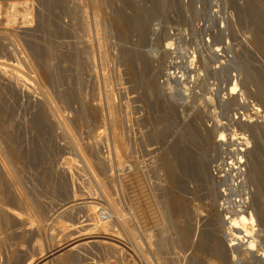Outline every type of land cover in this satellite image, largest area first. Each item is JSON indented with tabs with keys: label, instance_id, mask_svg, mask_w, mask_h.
Segmentation results:
<instances>
[{
	"label": "rangeland",
	"instance_id": "rangeland-1",
	"mask_svg": "<svg viewBox=\"0 0 264 264\" xmlns=\"http://www.w3.org/2000/svg\"><path fill=\"white\" fill-rule=\"evenodd\" d=\"M0 96V264L264 250V0H0Z\"/></svg>",
	"mask_w": 264,
	"mask_h": 264
},
{
	"label": "bare ground",
	"instance_id": "bare-ground-1",
	"mask_svg": "<svg viewBox=\"0 0 264 264\" xmlns=\"http://www.w3.org/2000/svg\"><path fill=\"white\" fill-rule=\"evenodd\" d=\"M5 19V18H4ZM116 23V22H115ZM119 23V22H118ZM117 24V23H116ZM118 27V26H117ZM119 28V27H118ZM49 68V67H48ZM46 71V70H45ZM49 74V73H48ZM174 74V73H173ZM235 88V87H234ZM234 88H232L231 90H230V93L229 94H233V90H234ZM3 92H4V89H3ZM5 95V94H4ZM1 97V96H0ZM98 107H96V109H97ZM0 123H1V121H0ZM1 125V124H0ZM6 125V124H5ZM6 126H8V124L6 125ZM10 126V125H9ZM1 131V130H0ZM8 132V131H7ZM5 133V132H4ZM3 133V134H4ZM9 133V132H8ZM11 137V136H10ZM10 142H12V141H10ZM246 144H248V142L246 141ZM9 145V144H8ZM13 149H14V147H13ZM12 149V150H13ZM174 151H176V150H174ZM178 151V150H177ZM13 152H14V150H13ZM12 152V153H13ZM177 153V152H176ZM183 153V152H182ZM186 153V152H185ZM15 154V153H14ZM175 154V153H174ZM181 154V153H180ZM18 155H20V154H18ZM181 155H184V153L183 154H181ZM188 155V154H187ZM170 156V155H169ZM16 157V156H15ZM119 158V157H118ZM170 158V157H169ZM22 159V158H21ZM175 159H177L178 160V158H175ZM174 159V160H175ZM180 159V158H179ZM187 159H189V158H187ZM191 159V158H190ZM184 160V159H183ZM192 160V159H191ZM121 161V160H120ZM172 161V158H171V160H170V162ZM180 161H182V159L180 160ZM190 161V160H189ZM172 162H175V161H172ZM171 162V163H172ZM185 162H187L186 160H185ZM164 163V162H163ZM182 162H180L179 164H181ZM183 164H184V161H183ZM169 165H172V164H169ZM168 166V165H167ZM166 166V167H167ZM181 166V165H180ZM188 166V165H187ZM190 166H192V164L190 165ZM170 167H172V166H170ZM184 167V166H183ZM189 167V166H188ZM187 167V168H188ZM173 168H174V166H173ZM185 168V167H184ZM183 168V169H184ZM172 169V168H171ZM177 169V168H176ZM179 169H181V168H179ZM189 169V168H188ZM174 170V169H173ZM167 171V170H166ZM170 171V173H169V180H170V183H171V185L173 186V189H174V186L176 187V185H178V184H175L177 181V176H176V172L174 173V172H172L171 170H169ZM184 171V170H183ZM178 174H179V172H177ZM185 173V172H184ZM188 174V173H187ZM184 175V174H183ZM183 177V176H182ZM184 177H186V176H184ZM200 177V176H199ZM221 177V176H220ZM263 177V176H262ZM1 178V177H0ZM178 180H180V179H178ZM2 183H4L3 182V180H2V178H1V180H0ZM168 181V180H167ZM182 181V180H181ZM1 182H0V188L2 187V188H4V186H2V184H1ZM211 183V182H210ZM5 184V183H4ZM175 184V185H174ZM6 185V184H5ZM170 185V186H171ZM182 185V184H181ZM212 185V184H211ZM168 187H169V185H167ZM185 188V187H184ZM2 190V189H1ZM168 190V189H167ZM170 191V190H169ZM2 192V191H1ZM172 192V191H171ZM179 192V191H178ZM184 194V193H183ZM209 194H211V193H209ZM209 194H207V195H209ZM3 195V194H2ZM176 195H177V193H176ZM178 196V195H177ZM176 196V197H177ZM185 196V195H184ZM183 196V197H184ZM2 197V196H1ZM4 197V196H3ZM172 197V196H171ZM175 197V196H174ZM175 197V198H176ZM213 197H215V196H213ZM209 198H211L210 197V195H209ZM178 199V198H177ZM3 200V199H2ZM213 200V199H212ZM172 202V201H171ZM175 202H176V200H175ZM199 202V201H198ZM206 202V201H205ZM179 203H181V202H179ZM215 203V202H214ZM3 204H5V203H3ZM8 205V204H7ZM174 205V204H173ZM172 205V206H173ZM214 205V204H213ZM5 206V205H4ZM4 206H2V207H4ZM202 206V205H201ZM200 206V207H201ZM204 206V205H203ZM1 207V206H0ZM205 207V206H204ZM209 207V206H208ZM213 207V206H212ZM185 209H186V207H184ZM183 208V209H184ZM197 208V207H196ZM7 209V208H6ZM8 209H10V208H8ZM7 209V210H8ZM14 209H16V208H14ZM13 209V210H14ZM143 209V208H142ZM176 209V208H175ZM178 209V208H177ZM182 209V208H181ZM188 209H190V208H188ZM187 209V210H188ZM211 209V208H210ZM180 210V209H179ZM197 210V209H196ZM203 210V209H202ZM17 211V210H16ZM15 211V212H16ZM186 211V210H185ZM189 211V210H188ZM210 211V210H209ZM8 212V211H7ZM6 212V213H7ZM9 212H12L11 210L9 211ZM177 212V211H176ZM187 212V211H186ZM206 212H208V211H206ZM2 213V212H1ZM5 213V215H3V218L4 219H6L7 218V214ZM175 213V212H174ZM182 213V212H181ZM192 213V212H191ZM190 213V214H191ZM195 213H196V211H195ZM194 213V214H195ZM201 213V212H200ZM205 213V212H204ZM209 213V212H208ZM217 213V212H216ZM4 214V213H3ZM15 214V213H14ZM14 214H12L11 213V215L12 216H14ZM17 214V213H16ZM176 214V213H175ZM193 214V215H194ZM9 215H10V213H9ZM184 215H186V214H184ZM188 215V214H187ZM198 215V214H197ZM206 215V214H205ZM19 216V215H18ZM201 216V215H200ZM218 216V215H217ZM251 216V215H250ZM249 216V217H250ZM9 217V216H8ZM15 217H17V216H15ZM185 217V216H184ZM187 217V216H186ZM205 217V216H204ZM208 217V216H207ZM214 217V216H213ZM10 218V217H9ZM9 218H7L6 219V221H8L9 220ZM13 218V217H12ZM199 218V217H198ZM11 219V218H10ZM186 219V218H185ZM189 219V218H188ZM205 219V218H204ZM249 219H251V217L249 218ZM20 220V219H19ZM18 220V221H19ZM193 220H194V218H193ZM199 220V219H198ZM208 220V219H207ZM213 220V219H212ZM225 220H227V222H228V226H229V229L227 230V231H229V234H224V235H226V237H227V242L229 243V244H226V246L228 245V248H230L231 250H232V257H233V264H234V258H235V256L238 254H236V250L238 251V250H240L239 252H245L246 254H247V252L250 254L249 256H251V254H253V255H255V257L257 256V257H260V259L262 258V259H264V250H262V247H261V250H258L260 247L259 246H263L262 245V243H261V240L259 239V237L257 236L258 234L256 233L257 231L255 230V228H254V222L252 221V219L250 220V223H249V220L247 221L246 220V218L245 217H240V219L239 220H237V221H235V220H233V219H231V218H225ZM151 221V220H150ZM201 221V220H200ZM149 222V221H148ZM194 222V221H193ZM196 222H197V220H196ZM225 222V221H224ZM14 223H16V222H14ZM185 223H186V221H185ZM203 223V222H202ZM92 224V223H91ZM189 224V223H188ZM205 224H207V222L205 223ZM215 224V223H214ZM8 225H10V224H8ZM16 225H18V224H16ZM94 225V224H93ZM191 225V224H190ZM196 225V224H195ZM202 225H204V223L202 224ZM217 225H219V224H217ZM224 225V224H223ZM19 226V225H18ZM70 226V225H69ZM72 226H74V225H71V227ZM89 226H91V225H89ZM185 226V225H184ZM192 226V225H191ZM197 226H199V225H197ZM206 226H208V225H206ZM220 226V225H219ZM75 227V226H74ZM74 227L72 228V230L74 229ZM193 227V226H192ZM216 227V226H215ZM222 227H224V226H222ZM255 227H256V225H255ZM77 229H79L78 228V226L76 227ZM75 228V229H76ZM180 228H183V227H180ZM197 228V227H196ZM199 228H200V226H199ZM203 228V227H202ZM66 229V228H65ZM201 229V228H200ZM203 229H205V228H203ZM209 229H211V228H209ZM215 229H217V228H215ZM89 230V229H88ZM206 230V229H205ZM204 230V231H205ZM65 231V230H64ZM67 231H68V229H67ZM200 231V230H199ZM208 231V230H207ZM214 231V230H213ZM71 232V231H70ZM181 232V231H180ZM217 232V231H216ZM68 233V232H67ZM182 233V232H181ZM180 233V234H181ZM184 233V232H183ZM186 233H187V231H186ZM213 233V232H212ZM212 233H210V234H212ZM149 234V233H148ZM148 234H146V235H148ZM188 234V233H187ZM190 234V233H189ZM193 234H195V233H193ZM221 234V233H220ZM219 234V235H220ZM185 235V234H184ZM196 235H197V233H196ZM196 235H195V237H196ZM183 236V235H182ZM216 236V238H217V235H215ZM149 237V236H148ZM190 237V236H189ZM193 237V236H192ZM207 237V236H206ZM211 237V236H210ZM222 237V236H221ZM208 238V237H207ZM220 238V237H219ZM218 238V239H219ZM71 239V238H70ZM148 239V238H147ZM196 239V238H195ZM224 239V238H223ZM151 240V239H150ZM164 240H166V239H164ZM192 240H194V239H192ZM200 240V239H199ZM202 240V239H201ZM214 240H216V239H214ZM221 240V239H220ZM219 240V241H220ZM224 240H226V238L224 239ZM152 241V240H151ZM211 241V240H210ZM218 241V240H217ZM233 241H237V243L239 242V248H237L236 247V245H237V243L235 244V243H233ZM212 242V241H211ZM214 242V241H213ZM212 242V243H213ZM70 243V242H69ZM159 243V242H158ZM164 243V242H163ZM197 243H198V241H197ZM201 243V242H200ZM219 243V242H218ZM67 245H68V243H66ZM191 244V243H190ZM207 244V243H206ZM225 244V243H224ZM223 244V245H224ZM152 245V244H151ZM163 244H161V246H162ZM194 245V244H193ZM214 245V244H213ZM218 245V244H217ZM212 246V245H211ZM152 247H154V246H152ZM159 247V246H158ZM163 247V246H162ZM168 247V246H167ZM199 247V246H198ZM219 247V246H218ZM259 247V248H258ZM149 248H150V245H149ZM161 248V247H160ZM196 248V247H195ZM224 248H226V247H224ZM227 248V249H228ZM258 248V249H257ZM159 249V248H158ZM165 249V248H164ZM169 249V248H168ZM167 249V250H168ZM202 249V248H201ZM200 249V250H201ZM230 249H228V250H230ZM255 249H257V250H255ZM264 249V248H263ZM166 250V249H165ZM228 250H226L225 251V255H226V253H228L227 251ZM156 251V250H155ZM160 251V250H159ZM169 251V250H168ZM234 251V252H233ZM253 251H255L254 253H252ZM258 251H260L261 253H259ZM160 252H162V251H160ZM165 252V251H164ZM203 252V251H202ZM212 252V251H211ZM214 252H215V250H214ZM94 253V252H93ZM159 253V252H158ZM163 253V252H162ZM206 253V252H205ZM235 253V254H234ZM155 254V253H154ZM208 254V253H207ZM206 254V255H207ZM210 254V253H209ZM216 254V253H215ZM218 254H220V253H218ZM223 254H224V252H223ZM230 254V253H229ZM241 254V253H240ZM159 255V254H158ZM163 255H164V253H163ZM205 255V254H204ZM221 255H222V253H221ZM221 255H220V257H221ZM242 256H243V253L241 254ZM240 255V256H241ZM162 256V255H161ZM169 256V255H168ZM211 256V255H210ZM219 256V255H218ZM239 256V255H238ZM237 256V257H238ZM171 257V256H170ZM220 257H217V259L219 258L220 259ZM226 257H227V255H226ZM232 257H231V259H232ZM254 257V260H257V259H259V258H255ZM167 258V257H166ZM239 258V257H238ZM242 258V257H241ZM158 259V258H157ZM202 259H203V257H202ZM210 259V258H209ZM216 259V260H217ZM223 259V258H222ZM237 259V258H236ZM240 259V258H239ZM248 259V258H247ZM259 259V260H260ZM167 260V259H166ZM169 260H170V258H169ZM172 260V259H171ZM171 260H170V262H171ZM206 260H208L207 258H206ZM225 260V259H224ZM223 260V261H224ZM227 261H228V259H226ZM226 260H225V262H226ZM238 260V259H237ZM237 260H235V261H237ZM253 260V259H252ZM253 260V261H254ZM256 261V262H260V261H262V260H260V261ZM160 261V260H159ZM219 261V260H218ZM239 261V263L241 262L240 260H238ZM237 261V262H238ZM245 261V260H244ZM162 262H164V260L162 261ZM203 262H204V260H203ZM202 262V263H203ZM209 262V261H208ZM224 262V263H225ZM231 262V261H230ZM237 262H235L236 264H238ZM251 262V261H250ZM249 262V264H251ZM161 263V262H160ZM178 263V262H177ZM186 263V262H185ZM204 264V263H203ZM208 264V263H207ZM212 264H213V262H212ZM219 264V263H218ZM223 264V263H222ZM248 264V263H247ZM253 264V263H252Z\"/></svg>",
	"mask_w": 264,
	"mask_h": 264
},
{
	"label": "crops",
	"instance_id": "crops-1",
	"mask_svg": "<svg viewBox=\"0 0 264 264\" xmlns=\"http://www.w3.org/2000/svg\"><path fill=\"white\" fill-rule=\"evenodd\" d=\"M81 264H97V263H93V262H85V263H81Z\"/></svg>",
	"mask_w": 264,
	"mask_h": 264
}]
</instances>
